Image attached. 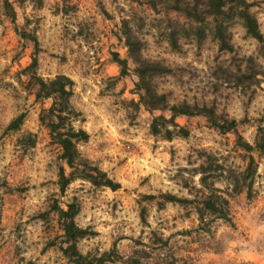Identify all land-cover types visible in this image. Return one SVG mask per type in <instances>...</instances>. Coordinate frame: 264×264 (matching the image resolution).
I'll use <instances>...</instances> for the list:
<instances>
[{"label": "clouds", "instance_id": "9594fccd", "mask_svg": "<svg viewBox=\"0 0 264 264\" xmlns=\"http://www.w3.org/2000/svg\"><path fill=\"white\" fill-rule=\"evenodd\" d=\"M0 264H264V0H0Z\"/></svg>", "mask_w": 264, "mask_h": 264}]
</instances>
